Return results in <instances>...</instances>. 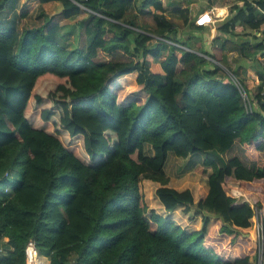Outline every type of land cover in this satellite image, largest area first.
<instances>
[{"label": "trees", "instance_id": "1", "mask_svg": "<svg viewBox=\"0 0 264 264\" xmlns=\"http://www.w3.org/2000/svg\"><path fill=\"white\" fill-rule=\"evenodd\" d=\"M15 1L0 0V264H26L30 240L50 264H264V0L232 6L212 51L181 36L164 0H22L10 17ZM52 1L90 15L87 48H68L44 11L28 24ZM134 74L145 98L120 103L111 85ZM170 152L205 154L201 197L169 186ZM145 181L202 228L150 208Z\"/></svg>", "mask_w": 264, "mask_h": 264}, {"label": "crops", "instance_id": "2", "mask_svg": "<svg viewBox=\"0 0 264 264\" xmlns=\"http://www.w3.org/2000/svg\"><path fill=\"white\" fill-rule=\"evenodd\" d=\"M140 1L141 0H137L138 3ZM21 2H22V0H16L15 1L14 9L12 10L10 17H14L15 15L19 14V8H20V5H21ZM170 2L171 1H165V0L163 2L164 6L166 7V12L165 13L169 16L171 21H173L177 25V27L180 29L181 33H183L181 36L183 38H185V39H189V37L191 35L194 36V37L201 38L202 40L194 38V42L197 43V42H201L202 41L203 42L202 46L204 45V48L207 51H212L213 50L214 45H213L212 39L220 35V34H216L217 33V29L219 28V24L221 22L225 21L227 18H229L233 14L230 11V8L232 6H234V5L242 6V1L241 0H228L224 4L221 3L220 0H218V1L216 0L215 2H214V0H174V2L172 4ZM36 8H37V11L38 10H40L41 12L44 11L46 14H48L49 16H54L55 19L59 21L60 26H61V30L59 32V35L66 40L68 48L73 49V48L83 47L84 45L88 47V45L91 43L94 35H89L86 32V27H87V24L89 22V18H88V15L85 14V12L80 13L76 17H72V18H68V19H66L64 17H61L60 14H61L63 8H62L61 2H59V1H52V2L45 3L43 5L40 4ZM178 10H180V11H178ZM55 11H58V12L54 13ZM175 11H177V12H175ZM40 13H39V16H41ZM200 14L201 15L209 14V15H211L213 17V19H211V20L218 22V23L216 22L217 23L216 24V28L214 29V30H216V32H214V33L211 32V30L213 31V26L212 25L211 26H209V25H200V26L203 27V29L201 31H196L195 29L190 31V30H187V29H185L183 27L185 18L189 19L190 20V24H191V20L194 22L196 17H198V15H200ZM41 17H42L41 19L38 18V21L36 23H30V24L31 25L39 24L42 21V19H44L43 16H41ZM75 21L77 22L78 25H73ZM19 23L20 22L17 21L16 29L18 30V32H21L23 30V26H21V31H20L19 30ZM70 23L74 27L72 26L73 28L71 27L70 30L68 29V32H66L64 26H67ZM193 25L196 26L195 24H193ZM196 27H199V26H196ZM236 30L238 32H242V31H245L246 29H244L242 26H237ZM248 32L251 33V30L248 31ZM259 34L260 33H257V35H259ZM79 35H81V36L83 35L84 38H85V43L83 44V46L75 44L76 43V38ZM69 38H70L71 41L69 40ZM236 56L237 55H235L234 58H236ZM229 59H231L230 56H229L228 60ZM257 84H258V81H257ZM207 170L210 171L209 168H207ZM165 171L167 173L166 165H165ZM209 174H210V172L206 173L205 175H202L203 178H204L205 184H207V179H208ZM169 178H170V181H169V186L170 187H173V188L178 189V190L186 189V188L179 187L178 184L175 183L170 176H169ZM146 182H148V181H146ZM151 183L154 186L156 185V187L159 186L158 183H154V182H151ZM202 189L206 190V188H202ZM240 194H241L240 192L236 193V195H240ZM153 208L156 209V211L159 214L163 215V216L171 215L170 217L173 218L175 221H177V223L179 225L182 224V223L179 222V221H181V219L179 218L180 216L178 215V213L176 214V216H175V214L173 216L171 213H173L174 211L173 212L166 211L164 209V206L161 204V202L158 199H154ZM175 212H177V211L175 210ZM186 212H188V213L187 214L185 213V215H188L189 212H192V216L195 219L193 222L201 223L202 215H193V213H194L193 209L188 210ZM186 219L189 220L190 216L188 215V216H185V218H183V220H186ZM215 221H216V218L210 217L209 226L211 224H213ZM187 231H189V230H187ZM4 241L6 242L7 238H5ZM38 264H50V260L48 259V257L40 255V258L38 260Z\"/></svg>", "mask_w": 264, "mask_h": 264}, {"label": "rangeland", "instance_id": "3", "mask_svg": "<svg viewBox=\"0 0 264 264\" xmlns=\"http://www.w3.org/2000/svg\"><path fill=\"white\" fill-rule=\"evenodd\" d=\"M174 1H171L170 3L172 4ZM41 12L40 10L37 11V8L34 9L33 12H31L29 14V16L27 17V21L28 23H36L38 21V18H42L41 16H39V13ZM58 11H55L54 13H57ZM41 14V13H40ZM85 14L88 15L89 18V14L87 13V11L85 12ZM86 15V16H87ZM209 18L213 19V17L211 15H209ZM217 19V18H216ZM202 20V17H200L198 15V17H196L195 21L193 22L191 20V24L190 25H185L184 24V28L187 30H194V27L196 26H200L202 25L200 22ZM214 22V23H213ZM217 21H210L209 23H204L203 25H209V26H213V31L211 30V32H216V30H214L216 28V23ZM87 23V22H86ZM193 24H195L196 26H194ZM73 25H78L77 22L75 21ZM71 23L65 27V31L68 32V29L70 30V28L73 26ZM21 23H19V30L21 31ZM74 27V26H73ZM72 27V28H73ZM183 29V28H182ZM243 30V29H242ZM219 32V33H218ZM216 34H220V31L217 29V33ZM215 36V35H214ZM70 40V38H69ZM71 41V40H70ZM82 43V44H81ZM85 43V38L82 35H79L76 38V45H80L83 46V44ZM75 45V46H76ZM83 48H87V46H83ZM235 55H237L236 53H231L229 56L231 59H229V62L231 64L234 65V61L232 60ZM238 56V55H237ZM236 56V57H237ZM239 58V57H238ZM244 62V61H243ZM245 67L247 68V76L248 77H253L255 76L254 73L251 70V67H249L247 65V63H245ZM255 85H257V80H255ZM112 90L117 94L118 96V101L120 103H127L129 102L131 99L137 100L140 102H142L145 98V94L142 91V89L139 87V85L136 83L135 81V74L132 76H129L128 78H121L118 81H114L112 83ZM145 154L146 155H153V150L152 147L149 144H145ZM229 155L230 152H226L223 154V157L225 158V160L229 159ZM205 159V155L202 152H197L195 154H190L188 157L186 158H182V157H178L176 156L173 152H170L168 160L166 162V169H167V175H169L173 181L175 183L178 184L179 187L181 188H192L194 190L195 195L197 196L196 198H199V196L201 197L204 193V191L201 189L203 183L205 184L204 178H203V174H199L198 172H196V167L197 166H203V162ZM246 161V160H245ZM246 163H248L246 161ZM249 164V163H248ZM204 167V166H203ZM206 169L209 167H205ZM210 171L207 170V173H211V168H209ZM143 189H144V196H145V200L147 202V204L149 205L150 208H153V201L154 199H152V194L155 193V189H156V185L154 186L151 181L149 182H143ZM242 195H238V198L241 200ZM154 209V208H153ZM156 211V209H154ZM177 212H173L171 213L173 216L175 214L178 213V215L180 216L179 218L181 219V221H179L181 224V226L186 229L189 230V232L192 231H196V230H200L203 226V220L201 219V223H196L193 222L195 219L192 216V212H189V216L190 219H186L183 220V218H185V213L187 214L188 212H186V210L184 209V207H180L176 209ZM157 212V211H156ZM184 212V213H183ZM158 213V212H157ZM148 216L150 215V213L147 214ZM194 215V213H193ZM163 216V215H162ZM166 216V215H165ZM171 216V215H169ZM172 220H174L173 218H171ZM175 221V220H174ZM177 223V221H175ZM256 235V233H255ZM258 264V260L255 259V264Z\"/></svg>", "mask_w": 264, "mask_h": 264}, {"label": "built area", "instance_id": "4", "mask_svg": "<svg viewBox=\"0 0 264 264\" xmlns=\"http://www.w3.org/2000/svg\"><path fill=\"white\" fill-rule=\"evenodd\" d=\"M200 17H202L201 20V24L203 25L204 23H209L211 20V18H209V14H203V15H199ZM231 79L232 81L236 84V86L239 88L240 90V95L241 98L245 104V107L247 108V110L251 111L252 107L250 104V97L248 95V93L246 92L245 88L243 87V85L239 82V80L234 76L231 75ZM258 237L260 238V236L262 235V222L261 220H259L257 222V233ZM2 252V249L0 248V254ZM25 257H26V264H38V260L40 258V254L39 251L35 245V243L30 240L25 248Z\"/></svg>", "mask_w": 264, "mask_h": 264}]
</instances>
